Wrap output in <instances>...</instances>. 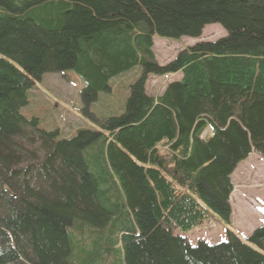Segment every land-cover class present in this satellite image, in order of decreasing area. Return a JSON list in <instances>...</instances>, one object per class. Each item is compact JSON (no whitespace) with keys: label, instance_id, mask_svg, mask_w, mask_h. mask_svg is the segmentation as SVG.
Returning <instances> with one entry per match:
<instances>
[{"label":"trees","instance_id":"obj_1","mask_svg":"<svg viewBox=\"0 0 264 264\" xmlns=\"http://www.w3.org/2000/svg\"><path fill=\"white\" fill-rule=\"evenodd\" d=\"M210 25L226 36L158 63L154 39ZM137 68L104 130L60 139L21 114L30 77L73 71L90 106ZM150 76L174 80L155 96ZM252 152L264 157V0H0V264H264V225L188 238L229 222Z\"/></svg>","mask_w":264,"mask_h":264},{"label":"rangeland","instance_id":"obj_2","mask_svg":"<svg viewBox=\"0 0 264 264\" xmlns=\"http://www.w3.org/2000/svg\"><path fill=\"white\" fill-rule=\"evenodd\" d=\"M225 36L220 25H210L198 39L184 37L173 41L156 38V59L164 65L185 47L202 41L213 42ZM141 73V68H137L113 80V92L101 93L98 101L90 106H86L82 99L87 87L85 81L73 71L47 73L39 79L30 77L32 86L28 91V104L21 114L28 120L37 119L42 130L59 132L60 139H71L79 130L101 131L104 119L123 113L130 87ZM173 80L172 76H150L149 91L152 95H160ZM232 177L234 190L230 196L232 214L229 222L214 216L201 230H194L188 237L192 246L201 241L210 245L227 242L228 231L245 239L264 225V158L252 153L238 165ZM93 242L89 241V245Z\"/></svg>","mask_w":264,"mask_h":264},{"label":"bare ground","instance_id":"obj_3","mask_svg":"<svg viewBox=\"0 0 264 264\" xmlns=\"http://www.w3.org/2000/svg\"><path fill=\"white\" fill-rule=\"evenodd\" d=\"M205 30V29H204ZM141 84V83H140ZM143 95V94H142ZM128 99V98H127ZM125 111V109H124ZM110 127V126H109ZM104 130V129H103ZM106 131V130H105ZM103 135V134H102ZM109 135V134H108ZM115 136V135H114ZM105 137V136H104ZM98 142V141H97ZM100 142V141H99ZM160 142V141H159ZM91 147V146H90ZM103 150V149H102ZM153 150V149H152ZM126 152V151H125ZM127 154V153H126ZM129 156V155H128ZM130 157V156H129ZM99 167V166H98ZM88 168V167H87ZM91 170V169H90ZM94 170V169H93ZM89 171V170H88ZM18 262V261H17Z\"/></svg>","mask_w":264,"mask_h":264}]
</instances>
